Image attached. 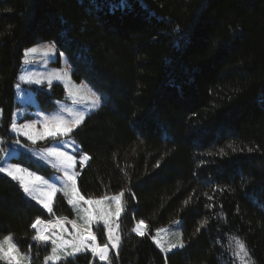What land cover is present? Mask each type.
<instances>
[{
  "label": "trees",
  "instance_id": "16d2710c",
  "mask_svg": "<svg viewBox=\"0 0 264 264\" xmlns=\"http://www.w3.org/2000/svg\"><path fill=\"white\" fill-rule=\"evenodd\" d=\"M43 40L74 81L104 94L72 132L90 157L77 189L86 199L123 192L124 206L107 261L87 250L56 264H239L233 237L249 264H264V0H0L3 143L23 51ZM35 90L42 109L64 96L59 83ZM72 216L62 195L50 214L0 173V238L30 249L31 264L51 252L32 239L33 221ZM175 219L185 247L163 254L151 236ZM140 220L144 236L132 231ZM91 228L105 245L103 227Z\"/></svg>",
  "mask_w": 264,
  "mask_h": 264
},
{
  "label": "snow or ice",
  "instance_id": "6c2138e0",
  "mask_svg": "<svg viewBox=\"0 0 264 264\" xmlns=\"http://www.w3.org/2000/svg\"><path fill=\"white\" fill-rule=\"evenodd\" d=\"M126 6V5H124ZM36 51L35 47L28 48L24 52V63L28 64L30 61L28 59L29 53H33ZM57 49L55 45L47 46V53H54ZM60 58H64V53L61 52ZM67 75V73H65ZM58 78V77H57ZM19 80L26 81L27 83H36L41 84V79H36L33 81L30 76L27 74H22L19 76ZM52 79H49V85H51ZM66 90L68 88L67 84L65 85ZM17 90L20 89V84L16 85ZM75 88L77 91L69 92V96L72 98L73 104L82 103L84 101L91 102V108L97 109L101 105L102 97L98 95L96 92L92 91L91 88L88 87L87 84L76 85ZM80 89H85L86 92L84 94L80 93ZM78 97V98H77ZM70 113V119H65L63 115H54V116H44L42 120L39 121H31L24 124H18L16 119L18 117V113H13V122L11 124V131L16 133L18 137H25L28 141H31L33 145L37 143V141L45 140L46 138H53L57 141V145L53 147H48L43 149L42 151L46 153V155L41 156V159H48L51 157H56L60 161L61 170L64 172L63 183L64 187L68 188L70 186L72 192V199H69L68 203L72 204L74 207L79 202H83L87 204L89 207L84 209V211L88 215V219L83 228H76L75 234L72 235L71 240H65L62 235H58L56 232L57 228H61L62 224L67 220L66 217H57L55 221L42 220L40 217H37L33 223L30 225L32 229H35V235L32 237L34 241H38L41 243H46L49 240L53 245L51 254L44 258L45 264H49V262H59L61 260H66L67 257H74L77 253L90 250L94 255H98L101 261L108 260V244L100 246L97 244L96 235L91 231L88 227V224L92 222L93 219L99 218L103 219L105 225L108 226L109 218L112 215L119 217L124 210V206L122 204L121 197L123 196V192L120 195L112 197L111 199L115 201V212L113 213L110 209L105 210L103 207V202L108 200V197H102L99 200L87 199L85 200L84 196L80 195L79 190L76 187V177L79 173L70 172L75 162V156L69 155L67 152L62 151L61 149L65 146L63 141H61L60 137H66L68 134L72 133L74 129H76L85 119V113L83 111H73L72 109L68 110ZM2 115V113H0ZM37 123H40L41 127L37 128ZM75 143L74 141L72 142ZM13 145H18L20 148H25L26 145L21 144L20 139H15L13 141ZM29 152H32L34 155L36 154L33 149H28ZM79 151V149H77ZM235 151V149H233ZM251 151V149H249ZM223 152V150H221ZM16 150L15 148L10 153L5 148H0V173H5L8 177H11L12 180L17 181L19 183L20 188L23 189L24 193L35 200L38 204L42 205L44 209L47 210L48 213L53 212V197L57 194L58 189L56 187V183H49L48 180H45L41 176H37L35 172H30L27 168H22L19 164H11L6 163L5 157L15 156ZM90 157L87 154H84L81 157V167L84 166V163L88 161ZM159 163V162H158ZM59 182V181H58ZM185 203H188L187 201ZM93 205L101 206L100 207V215L97 217L95 215ZM75 227V221H70ZM181 223V222H176ZM206 223V221L202 222ZM147 225H145L143 220H140L137 226L132 229V231L136 232L140 236L145 235V229ZM159 231H163L162 229H158ZM199 231V229H197ZM108 236L109 241L111 242V246L113 249L119 248V243L121 240L118 232H115L111 227L108 228ZM236 244V253L235 255L239 256L242 252L245 257L249 256V253L246 248V244L239 237H233ZM153 240H156V237H153ZM158 246L161 247L162 251L169 252L173 249L180 248L183 249L185 247V242L182 239H177L176 243L169 244L167 248H164L160 245L159 241H156ZM71 247V252H65L64 256H60L58 254L59 250ZM31 250L29 249L28 253H23L20 251L17 243L14 240V237L9 234L0 239V261H3L4 264H31ZM247 264V261H245Z\"/></svg>",
  "mask_w": 264,
  "mask_h": 264
},
{
  "label": "rangeland",
  "instance_id": "374dc122",
  "mask_svg": "<svg viewBox=\"0 0 264 264\" xmlns=\"http://www.w3.org/2000/svg\"><path fill=\"white\" fill-rule=\"evenodd\" d=\"M53 44L54 43L52 41L43 40V41L36 42L33 45L27 47L26 49L32 48V47L36 48L35 52L29 53L28 59L30 62L28 64L24 63V52L26 49L23 51L21 67L19 70L17 82L15 84L14 100L16 104L12 112L11 124L13 122L14 112L18 113V117L16 119V122L18 124H24V123H28L31 121H39V120H42L44 116H54L57 114L63 115L65 119H70L71 117L68 111L69 109H72L73 111H77V110L83 111L85 113V116H87L89 113L95 110L91 108V102L84 101L82 103L73 104L72 98L69 96V92L77 91V89L75 88L76 85L87 84L88 87L92 89V91L96 92L98 95L102 97V101H103L104 94L101 91L96 90L85 80L74 81L72 79L70 64L65 54H64V58L61 59L59 55L61 52L58 50L54 53L46 52L47 46H50ZM65 73H67V75H65ZM22 74H27L28 76H30V78L33 81H35L36 79H41L42 83L36 84L34 82L27 83L26 81H21L19 80V76ZM50 78L52 79L51 85L53 83H59L63 87L64 96L61 100L54 99L55 106H53L52 108L42 109L39 106L38 99L36 98L35 89H39V87L44 86L46 90L47 89L49 90L51 86L49 85ZM17 83L20 84L19 91L16 88ZM66 84L68 86L67 90L65 87ZM79 91L81 94H84L86 92L85 89H80ZM36 127L40 128L41 127L40 123H37ZM9 131H10V135L12 136V138L7 140L5 143H3V141H1L0 139V142L3 143V146H4L3 148L7 149L10 153L15 148L17 154L15 156L5 157L6 163L19 164L22 168H27L30 172H35L37 176H41L45 180H48L49 183H56V187L58 189H61V191H58L57 194L62 195L68 203L69 199H72L73 196H72L70 186L68 188L64 187V183H63L64 172L61 170L60 161L56 157H51L48 159L40 158L41 156L46 155V153H44L42 150L48 147L56 146L57 141L53 138H46L45 140L37 141V143L33 145L31 141H28L25 137H22V136L18 137L16 133L11 131V127H9ZM15 139H20L21 144L26 145V147L20 148L18 145H13V141ZM59 139L63 141L65 145L61 150L67 152L69 155L75 156L74 165L71 169H69V171L78 173V169L81 167L80 161H81L82 156L78 155L79 151H77V149H79V147H78L77 142L72 137V133L68 134V136L66 137H60ZM73 141L75 142L74 144L72 143ZM29 148L33 149L36 154L34 155L32 152H29L28 151ZM26 158L44 167L45 170H33V169H30L28 166L23 165L20 161L26 160ZM0 166H2V163H0ZM2 174L6 175L5 173H2ZM24 194L26 197L32 199L26 193ZM57 194L53 197V201L55 197L57 196ZM117 195H120V194H117ZM117 195L106 196L109 199L103 202V207L105 208V210L110 209L113 213L115 212V201L112 200L111 198ZM101 198H96L92 200H99ZM85 200L87 199L85 198ZM121 200H122V197H121ZM33 201L36 202L35 200ZM68 205L71 208L74 207L72 204L68 203ZM40 206L42 207V205ZM88 207L89 206L83 203L82 201L76 204L74 207L75 210L72 209L73 216L70 219H67L62 224L61 228L56 229L57 234L62 235L65 240H71L72 235L75 234V229L83 228L85 226V223L88 219V215L84 211V209H87ZM92 207L94 209L95 215L99 217L101 206L93 205ZM44 210L47 211L46 209ZM119 217L112 215L109 218L108 226L105 225V222L103 219L96 218V219H93L90 224H88V227L93 232L91 228L92 224L95 226H98V225L102 226L104 230L105 239L107 242L106 244H108V246L112 248L111 242L109 241L108 228L111 227L112 229L115 230V232H118L119 234V223H118ZM70 221H75V227L73 226L72 223H70ZM178 221L180 222L179 219H175V220H172L168 224H165V225H162L156 228L154 230V233L151 236L152 242L159 249V251H161V253L163 254H167L171 251L169 252L162 251L161 247L158 246L156 241H159L160 245H162L164 248H167L169 244L176 243L177 239H182L180 223L179 224L176 223ZM137 224L135 225V227L137 226ZM158 229H162L163 231L158 232L157 231ZM7 235L9 234H6L4 236H7ZM4 236H2L0 239H2ZM153 237H156V240H153ZM48 242L51 243V241H48ZM52 247L53 245L51 244V251H52ZM68 248L69 249L65 250L64 252L72 251L71 247H68ZM177 249H180V248L173 249L172 251L177 250ZM113 250L116 251L117 249H113ZM60 251L61 250L58 251V254L61 256ZM236 251L237 249L235 246V253ZM24 253H27V252H24ZM69 257H72V256H69ZM236 257H237V261L239 264H245V261H247V264H249L248 257H245L242 252L240 253L239 256L236 255ZM49 263H53V262L50 261Z\"/></svg>",
  "mask_w": 264,
  "mask_h": 264
},
{
  "label": "crops",
  "instance_id": "0c3cea01",
  "mask_svg": "<svg viewBox=\"0 0 264 264\" xmlns=\"http://www.w3.org/2000/svg\"><path fill=\"white\" fill-rule=\"evenodd\" d=\"M72 209L75 210L74 207H72ZM52 220H56V218H54V219H52ZM49 241H50V240H49ZM99 245H100V244H99ZM100 246H103V245H100ZM108 247H109V246H108ZM68 249H69V248H65V249H62V250L60 251L62 257L64 256V253H65L64 251H65V250H68ZM66 252H67V251H66ZM96 257L99 258L98 255H96ZM99 259H100V258H99Z\"/></svg>",
  "mask_w": 264,
  "mask_h": 264
},
{
  "label": "bare ground",
  "instance_id": "6f19581e",
  "mask_svg": "<svg viewBox=\"0 0 264 264\" xmlns=\"http://www.w3.org/2000/svg\"><path fill=\"white\" fill-rule=\"evenodd\" d=\"M15 92V91H14ZM15 102V101H14ZM16 104V103H15ZM15 106V105H14Z\"/></svg>",
  "mask_w": 264,
  "mask_h": 264
}]
</instances>
